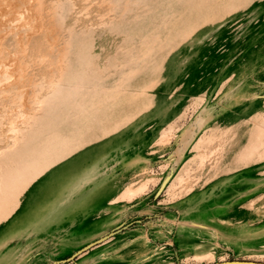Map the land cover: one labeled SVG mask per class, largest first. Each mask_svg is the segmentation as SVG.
I'll list each match as a JSON object with an SVG mask.
<instances>
[{"label":"rangeland","instance_id":"rangeland-1","mask_svg":"<svg viewBox=\"0 0 264 264\" xmlns=\"http://www.w3.org/2000/svg\"><path fill=\"white\" fill-rule=\"evenodd\" d=\"M226 261L264 262V0H0V264Z\"/></svg>","mask_w":264,"mask_h":264},{"label":"water","instance_id":"water-1","mask_svg":"<svg viewBox=\"0 0 264 264\" xmlns=\"http://www.w3.org/2000/svg\"><path fill=\"white\" fill-rule=\"evenodd\" d=\"M112 231H115V229L112 230ZM112 231L109 232L108 234H106L105 236H103V237H101V238H99V239H97V240H95V241H93V242H90L89 244H87V245H85L84 247L80 248L79 250H77L76 252H74V253L68 258V260L71 259V258H73L75 255H77V254L80 253L81 251L85 250L86 248H88V247L94 245L95 243H97V242L103 240V239L106 238L108 235H110L111 233H113ZM212 264H264V262H255V261H226V262H218V263H212Z\"/></svg>","mask_w":264,"mask_h":264},{"label":"bare ground","instance_id":"bare-ground-1","mask_svg":"<svg viewBox=\"0 0 264 264\" xmlns=\"http://www.w3.org/2000/svg\"><path fill=\"white\" fill-rule=\"evenodd\" d=\"M19 167V166H18Z\"/></svg>","mask_w":264,"mask_h":264}]
</instances>
